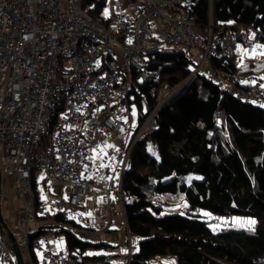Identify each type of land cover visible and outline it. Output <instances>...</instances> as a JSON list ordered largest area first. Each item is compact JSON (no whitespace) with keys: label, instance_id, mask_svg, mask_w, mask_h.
Listing matches in <instances>:
<instances>
[{"label":"trees","instance_id":"1","mask_svg":"<svg viewBox=\"0 0 264 264\" xmlns=\"http://www.w3.org/2000/svg\"><path fill=\"white\" fill-rule=\"evenodd\" d=\"M92 1L95 8L87 12L101 17L108 0L87 3ZM133 7L134 14H125L138 15L139 7ZM181 8L205 37L212 33L219 39L231 31L237 39L231 56L209 54L198 72L199 63L188 51L163 44L123 74L129 83L126 97L110 95L113 107L136 108L139 126L151 114L155 123L151 134L133 144L122 176L125 222L130 236L138 239L124 264H167L161 260L166 256L174 257L171 264H264V100L237 95L264 91L258 85L264 80V0H199ZM121 42L129 45L125 38ZM103 60V67L119 70L118 56ZM163 90L170 94L162 104ZM150 141L157 154L148 149ZM191 173L202 177L188 182ZM36 174L33 187L39 192ZM182 201L187 203L183 213L167 210ZM202 210L254 218L256 226L214 230L201 217ZM35 214L42 226L29 234L32 241L48 231L59 232L67 250L89 263L85 252L97 244L75 233L77 221L61 212L48 214L40 196ZM51 217L57 224H44ZM90 259L111 264L107 256Z\"/></svg>","mask_w":264,"mask_h":264},{"label":"built area","instance_id":"2","mask_svg":"<svg viewBox=\"0 0 264 264\" xmlns=\"http://www.w3.org/2000/svg\"><path fill=\"white\" fill-rule=\"evenodd\" d=\"M139 1L135 17L125 14L121 0H108L107 15L104 10L101 17L93 18L87 12V8H95L93 1L0 0V153L23 202L19 223L24 233L17 239L19 246L32 250L39 264H84L76 252L54 251L47 240L32 241L28 233L29 222L36 220L40 190L33 187V174L37 171V177L39 170L44 172L42 182L57 196L58 212L64 218H79L75 209L84 205L94 185L86 177L91 153L81 143L82 117L98 113L104 104L111 105L112 94L126 97L129 83L123 74L131 72L134 61L141 62L143 55L163 44L199 51L197 72L209 54L233 53L234 32L219 39L213 34L205 37L195 28L194 19L182 12V6L199 0ZM123 38L131 43L123 44ZM105 55L119 57V70L103 67ZM215 80L220 76L215 75ZM236 84L235 79L230 81L231 87ZM169 94L162 91V104ZM237 95L246 101L264 100V91ZM135 123L110 114L101 121L119 141L116 176H109V181L110 188L119 187L121 202L122 175L132 146L155 130L154 114L140 126ZM98 126L95 123L93 130ZM124 129L127 135L121 133ZM106 198L109 200L108 193ZM44 224L56 225L57 220L51 217ZM9 243L0 230V254L7 262L11 260Z\"/></svg>","mask_w":264,"mask_h":264},{"label":"crops","instance_id":"3","mask_svg":"<svg viewBox=\"0 0 264 264\" xmlns=\"http://www.w3.org/2000/svg\"><path fill=\"white\" fill-rule=\"evenodd\" d=\"M103 106L104 107H101L98 113L96 111L92 112H96L97 116L102 114V117L109 114L113 117H119L112 114V106L110 104H104ZM107 106L108 108H106ZM92 112H89L82 117L81 143L88 145L90 148L91 156L87 165L86 177L91 180L94 185L89 189L84 205L75 209V213L79 218L75 219L72 216L71 219L77 221L76 223L78 224L75 233H77L84 241L97 244V246L88 248L85 252V255H87L89 260L88 264H105L102 260L92 261L90 259L96 258L97 260L98 258L105 256L110 258L109 263L111 264H124L128 261L129 253L135 248L134 246L137 245L138 241L134 245L133 237L130 236L128 231L120 199L119 187L115 186L110 188L109 176H116V162L115 159H113V154H118L119 141L114 145L108 144V133L106 131H109V129L103 127L101 129L97 128L96 130H93L92 127L89 128L86 124L83 125L84 118L88 117ZM131 119L132 116L130 115V120ZM132 121L135 123V120L132 119ZM92 131H96L94 136ZM122 131L121 133H123ZM123 134L127 135V131ZM89 138H92L93 141L90 142ZM7 173L9 172L7 171ZM12 181L15 184L13 177ZM4 186L2 180L0 202L3 218L11 233L16 239H18L20 235L24 233V228L19 223V218L23 211V202L21 201L14 206L8 205V197H6V191L3 189ZM45 188L50 194H52L50 189L47 187ZM107 193L109 195V200L106 198ZM5 205L7 206L6 210L4 208ZM44 211L50 214L47 210ZM41 226L42 222L31 220L28 224V233L30 234L38 231ZM0 230L8 237L5 226L1 223ZM40 237L47 240L54 251L67 250L64 239L65 237L59 232L48 231L47 233L40 235ZM63 242L64 245H61ZM9 246L10 245L8 244V247ZM9 249L12 263L18 264V259L14 250L11 247ZM21 253L24 264H34L31 259V252L28 251V249L21 248ZM0 264H8L2 254H0Z\"/></svg>","mask_w":264,"mask_h":264},{"label":"rangeland","instance_id":"4","mask_svg":"<svg viewBox=\"0 0 264 264\" xmlns=\"http://www.w3.org/2000/svg\"><path fill=\"white\" fill-rule=\"evenodd\" d=\"M121 4H122L123 11L126 13L127 12L129 13L130 8H135V7H133L134 5L139 7L141 5V2L139 0H121ZM130 13L134 14L133 11H130ZM195 28L197 29L196 26H195ZM117 43L120 47L122 46L119 42H117ZM165 45H167V44H165ZM188 53L194 62L199 63L201 61V54L199 53V51L193 50V51H188ZM258 85H259V88L261 90H264V80L259 81ZM230 89L234 90V88H232V87H230ZM164 99L165 98H163V100ZM262 105H264V103H262ZM101 107H104V106L102 105ZM111 111H112V114L114 116H119L122 120H125L127 122H129V120H130V115L132 116L133 120L137 121V110L135 107L129 108L128 106L118 104L113 109H111ZM101 115L102 114H99L97 116L96 112H92L88 117L84 118L83 125L86 124L89 128H91L94 123L99 122L98 128L99 129L103 128V125L101 124L103 117ZM106 132L108 133V138H107L108 144L114 145L118 141L117 140V134L114 133L113 131H110V130L106 131ZM122 132L126 133L125 130H123ZM92 134L94 136V134H96V131H92ZM148 149L152 153L157 154V145L155 142L150 141L148 143ZM115 158H116V155L113 154V159H115ZM0 165H1L2 180H3V183L5 185L3 187V189L6 191V197H8L7 203L10 206L17 205L22 200L17 196V190H16L15 184L12 181V175L10 173H7V171L5 169L3 155L1 153H0ZM85 171L87 172V166L85 168ZM41 177L44 178V172L42 170H39L38 176H37L38 184H39L38 188H39L40 194H41L40 198H41L42 203H43V209L47 210L50 214L58 212L59 209L56 207L57 196L50 194V192L45 188L46 186H44L42 184L43 179H41ZM201 177L202 176L200 174H194V173L188 174L186 176L188 182H191L193 179H199ZM123 200H124V197H123ZM122 206H123V202H122ZM186 207H187L186 201H182L181 203H179L177 205L168 206L167 210H169L171 212L177 211V212L183 213L185 211ZM4 208L6 210L7 206L5 205ZM201 214H202V216H201L202 218H204L208 221H211L210 227L214 230H220V229L228 228V227L249 228L247 225V221L248 220H255L254 218H247L244 216H229V217H227V216H222V215H216V214H213L211 212L203 211V210L201 211ZM255 226H256V223H255L254 227ZM137 241H138V239L133 238V242H134L133 244L134 245ZM61 245H64V242ZM173 259H174V257H172V256L161 257V260L167 264H171L173 262Z\"/></svg>","mask_w":264,"mask_h":264},{"label":"water","instance_id":"5","mask_svg":"<svg viewBox=\"0 0 264 264\" xmlns=\"http://www.w3.org/2000/svg\"><path fill=\"white\" fill-rule=\"evenodd\" d=\"M1 187H2V177H1V166H0V191H1ZM0 223L3 226H5V229H6L7 234H8L9 242H10L9 245L14 250V253H15L17 259H18V264H24V261L22 259L21 248L19 246L18 240L11 233L8 225L6 224V222H5L4 218H3L1 202H0Z\"/></svg>","mask_w":264,"mask_h":264},{"label":"snow or ice","instance_id":"6","mask_svg":"<svg viewBox=\"0 0 264 264\" xmlns=\"http://www.w3.org/2000/svg\"><path fill=\"white\" fill-rule=\"evenodd\" d=\"M105 15H107V10H105ZM129 43H131V41H129ZM257 47H261V46L257 45ZM64 118L66 119L67 117H64ZM109 147H111V146H109ZM41 179H43V177H41ZM255 223H256L255 220H248L247 221V225L249 227V230H254ZM89 254H91V253H89Z\"/></svg>","mask_w":264,"mask_h":264},{"label":"clouds","instance_id":"7","mask_svg":"<svg viewBox=\"0 0 264 264\" xmlns=\"http://www.w3.org/2000/svg\"><path fill=\"white\" fill-rule=\"evenodd\" d=\"M212 34V33H211ZM46 186V185H45ZM41 195V194H40Z\"/></svg>","mask_w":264,"mask_h":264},{"label":"bare ground","instance_id":"8","mask_svg":"<svg viewBox=\"0 0 264 264\" xmlns=\"http://www.w3.org/2000/svg\"><path fill=\"white\" fill-rule=\"evenodd\" d=\"M239 41V40H238Z\"/></svg>","mask_w":264,"mask_h":264}]
</instances>
